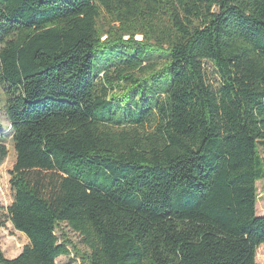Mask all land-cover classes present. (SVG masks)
Returning <instances> with one entry per match:
<instances>
[{"label": "trees", "instance_id": "16d2710c", "mask_svg": "<svg viewBox=\"0 0 264 264\" xmlns=\"http://www.w3.org/2000/svg\"><path fill=\"white\" fill-rule=\"evenodd\" d=\"M0 85V264H259L264 0H0Z\"/></svg>", "mask_w": 264, "mask_h": 264}, {"label": "rangeland", "instance_id": "374dc122", "mask_svg": "<svg viewBox=\"0 0 264 264\" xmlns=\"http://www.w3.org/2000/svg\"><path fill=\"white\" fill-rule=\"evenodd\" d=\"M105 39V38H104ZM125 40L127 37L124 38ZM136 40H142V36H136ZM163 57H152L150 62L161 64ZM208 75L211 83L216 86L219 83L218 76L214 68L207 64ZM9 124L4 114V95L3 88L0 85V137L3 139V146L6 149V157L0 162V250L7 259L15 258L28 245L27 237L13 229L8 216L7 208L13 202V191L10 187V172L15 163V151L11 141ZM258 151L264 162V146H258ZM257 202L256 214L259 217L264 216V180L257 182ZM60 241L67 240L69 242L68 256L59 257L55 264H86L81 254L85 252V248L81 244L80 237L70 229L61 225L55 232ZM256 262L264 264V244H262L256 252Z\"/></svg>", "mask_w": 264, "mask_h": 264}]
</instances>
